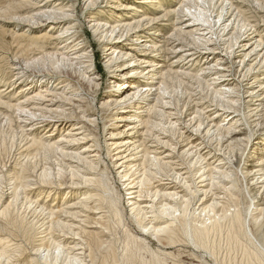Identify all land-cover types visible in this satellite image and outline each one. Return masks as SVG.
Listing matches in <instances>:
<instances>
[{
  "label": "rangeland",
  "instance_id": "374dc122",
  "mask_svg": "<svg viewBox=\"0 0 264 264\" xmlns=\"http://www.w3.org/2000/svg\"><path fill=\"white\" fill-rule=\"evenodd\" d=\"M95 1L91 0V5L86 6L87 0H55L54 5L60 2L64 7L61 10H52L49 14L56 16L55 18L66 14L69 19L61 20L63 23L60 24L59 29L55 30L56 33L62 31L65 26H72L69 32L76 33L77 40L75 44L80 45L83 43L86 47L91 48L93 54L91 70L94 76L100 79L96 81L98 85L87 79L88 74L83 67L70 64L59 55H44L36 63L29 66V74L40 71L59 73L66 76L72 83V90L77 96V102H69L65 100L66 98H59L51 106L52 111L50 113L42 112V114L40 111L39 114L37 113L39 116L43 115L45 117L47 115L48 118L57 119L54 120L56 123L53 126L52 124H50L51 126L49 124H36L32 131H27V128L33 122L19 123L16 120V114L19 115L16 103H18V98L22 99L23 97L17 94L19 89L26 86L30 80L21 81V84L9 88V84L6 83L9 81L11 73L10 61L16 58L29 61L34 55L41 54L40 52L54 53L57 51V44L63 40L53 41L51 35L54 31L48 32L47 27L38 28L37 25L30 23L35 20L33 13L36 9L32 0H0V102L7 104L9 107L4 104L0 105V264H264V212L259 211L263 206L257 202L259 199L255 198L257 197L256 194H253L250 186L242 179L239 172L240 167H237L238 163L230 164V171L234 172L235 175L239 174L237 176L231 175L229 185L226 186L229 188V192L219 205L222 208L218 211L220 213L217 212L215 216H212L211 212L200 213L196 210L195 204L198 202L190 195V192L194 190V188L192 189L194 184H192L189 176L185 179L187 185L190 184L189 190L186 189V194H188L185 196V199L189 196L191 198L187 203L188 205L176 202L177 204H173V206L176 205V212L168 213L164 210L165 197L162 194L164 191H161L162 188L159 185L165 182L163 181L164 177H162V174H165L164 167H160V169L159 167L156 169L151 167L153 170H150L149 166V175L146 174L145 176L146 181L140 187L135 185L132 188L129 187L134 185L140 178L141 166L137 168L138 170L129 169V167L123 168L125 165L115 168L118 161H115L114 157L117 152L114 150V144L115 142L119 143L121 139L129 138V135L135 139L134 141L141 140V137L145 135L148 138L145 145L153 153L165 152V142L168 145L166 146L168 148L167 152L179 145L173 151L175 154L173 153L174 159L172 161L178 165L181 163L187 168L188 159L181 155V151L185 149L183 138L176 134L174 130L167 129L169 138L165 139V127L167 126L165 101L171 103L169 105L171 112L183 114V116H186L185 120H188L194 115L195 103L201 100L205 101L208 97V100H210L212 91L207 87L210 83L207 80L209 78L203 79L207 80V84L205 82L200 84L192 79L178 80L170 78L165 80V75L159 77L154 82H162L163 87L161 86V90L155 96H149L148 106H144L146 103L142 105L149 108H145L143 112L142 109H139V112L141 111L140 118L144 121L148 120L147 128L143 123L130 134L127 130V124H130L131 121H117L123 116L122 111H116L111 107H103L109 95L117 91L116 84L120 81L112 80L108 76L107 66L104 63L106 43L101 41L106 36L104 35L105 37L101 38L102 32L91 29L87 21L92 22L95 20L107 24L105 29H102L106 33L107 26L114 25L124 15H129L128 17L135 15L133 16L135 20L153 19L155 23L150 29H154L153 32H157L158 36H149L146 32L150 29L141 30L143 32L138 35L144 37L142 40L145 37H151L152 39L149 42L157 44L156 51L150 53V56L159 63V66H163L157 72L165 71V67L168 68L177 57L171 55L164 61L165 51L162 52L160 47L158 48L162 45L163 38L169 36L173 32L172 29H175L172 28V24L165 21L163 15L165 10L169 11L178 7L183 0H99L98 3ZM145 2L148 3L145 4ZM150 2H157V6L152 5L153 3ZM116 5L136 7L139 8L140 12L116 11L114 9ZM182 8L184 13L188 9L186 12L194 17L193 20L205 22L206 25H204L207 27L204 26L206 29L204 31L208 33L209 36H207L210 38L220 37L224 40V33L229 30L230 33L234 32V37L238 33L242 34L247 31V35H249L256 31V34L262 35L264 42V0H186ZM226 12H229V15L225 17L228 19L223 23H216L218 16L221 13L224 16ZM123 21L131 22L132 18H126ZM229 21L231 22L228 24ZM211 25L214 29L211 28ZM224 25H229V27L227 32L223 33ZM250 26H252V29L248 31ZM254 34L250 37H253ZM176 37V39H183L184 44L189 45L188 47L200 46L198 42H192L189 36ZM38 39H40L39 44ZM226 43L220 46L221 50H226ZM121 44L123 45L121 49L131 55L128 60L133 59V57L139 60L143 57L141 56L144 55L143 43L139 46H133L130 41ZM41 45L45 48H40ZM252 48L253 46L249 50ZM126 49H135L136 52ZM235 51L238 55L242 54L241 49H235ZM204 57H209V61L214 56L205 55ZM252 59L254 61L255 58ZM199 60L193 63L195 73L200 71L203 63ZM127 62L129 61L123 60L119 64ZM189 65H186V67ZM142 67H144L143 64H139V66L131 69H144ZM136 77L128 78L125 84L130 85L134 80L145 81L143 78ZM89 78L91 77L89 76ZM110 80L117 83L108 84ZM45 89H49L46 83L39 88L41 92ZM39 90L33 89L27 94L31 96ZM42 96H44L43 93ZM47 100L52 99L48 96L46 102H42V104L49 105ZM53 100L56 101V99ZM39 102L41 103V101L33 102L34 104L31 107L42 109L43 105L42 107L41 105L38 106ZM241 108L244 109L247 106H244L242 102ZM44 109L48 110L49 108ZM4 114L9 115V120L3 117ZM213 115V111L207 114H196L201 122H205L206 116L211 119ZM260 115V126L264 127V112H260ZM61 116L65 117L61 118ZM252 120L251 118L246 119L244 127L247 125V129L251 127L250 129L255 130L256 128H253L254 124L250 126L246 124V121ZM215 121L217 123H227L222 118H216ZM74 123L77 126L82 125L87 132L88 136L81 144L66 142V145H64V142L63 145L59 146L62 149H58V152L31 144V140L36 141L39 138L48 140L50 144L62 137L66 141L68 137L64 135L71 128L70 125ZM145 129H147V134L143 133ZM113 135L114 137L111 138ZM119 135L122 136L119 137ZM205 139L212 146L219 148L215 137L213 140ZM253 139L252 142L255 141ZM252 142L245 150V158L248 159L253 156L258 159L261 155L262 160H264V150H262V154L255 151L257 148H264V146L254 147ZM221 147L222 154H225L224 156L229 162L236 160L237 154L242 153L244 150L242 146L227 149L224 146ZM85 148L88 150L84 152V155L78 154L80 155L78 156L76 154V152L80 153ZM178 148L182 149L179 150ZM229 149L230 151H227ZM95 154L97 158L93 161L90 156ZM135 155L131 157V166L138 161ZM79 157L81 159H78ZM214 161L216 162H214V165H216L218 160L214 159ZM127 169H129V172ZM127 172L130 175L124 177V181L121 176ZM151 172H155V174L153 175ZM82 178L90 180V182H85ZM72 181L77 185H69ZM131 181L134 182L131 183ZM195 183L197 185L198 180ZM27 184H32L30 185L32 189L29 190ZM199 186L200 184L197 185V187ZM137 188L140 189V199H138L140 207L145 204L153 205L151 211H145L146 214H137L131 211V206L128 207L127 202L134 203L136 201L130 197H136L137 195L136 193H128L136 192ZM182 188L185 189L186 187ZM87 192H93L97 195L94 202L98 209L95 211H99L101 216L100 220L96 221L99 224L86 227L85 225H79V228L70 230L68 225L70 223V225L77 224L82 215L86 214V210L83 206H77L76 210H64L65 203H76L77 199L83 197V194ZM41 203L47 206L48 209L54 207L53 211L58 212L52 215L51 218L45 213L46 216L36 213L32 206ZM90 204L87 203L86 205L92 207L93 204ZM80 212L81 214H78ZM90 213H94L91 214L92 216L96 215L95 212ZM234 218L236 219L234 220ZM49 219L52 222L48 221ZM53 219L56 221L54 222ZM213 219L217 220V223ZM168 225L171 230L169 234L165 231L154 233L152 230V228L160 229ZM80 226L85 228L81 229ZM60 229H62V232H60ZM198 229L199 231L206 230L207 233L203 237H198L195 234ZM88 232H91V234ZM171 233L172 235H170ZM57 246L63 248V251H60L59 254H56ZM72 246H75L73 254L64 250V248L67 249ZM36 250L38 251L36 252Z\"/></svg>",
  "mask_w": 264,
  "mask_h": 264
},
{
  "label": "bare ground",
  "instance_id": "6f19581e",
  "mask_svg": "<svg viewBox=\"0 0 264 264\" xmlns=\"http://www.w3.org/2000/svg\"><path fill=\"white\" fill-rule=\"evenodd\" d=\"M32 1L36 9H34V13H33V17L35 18V20L30 23H32V25H37L38 28L47 27L48 32L54 31L51 35V38L53 41L55 42L56 41L59 42L60 40H63V41L57 44V47H56L57 51H55L54 53L46 54V53L40 52L41 54L34 55V57L36 58L33 57L29 61L22 60L21 58L11 59L10 61L11 63L9 64V68H10L11 73L9 75V81L6 83V84H9V88L12 87L13 85H17L19 83L21 84V81L30 80V82L26 86L19 89L17 94L23 97L22 99L18 98L19 99L18 103H16L18 106L17 108L19 109V115L16 114V120H18L19 123H26L28 121L33 122L31 125H29L30 127L27 128V131H32L34 129V125L36 124H40V123L49 124V125L52 124L53 126V124L56 123L54 122V120H57V119L48 118L46 117L47 115L45 117L43 115L39 116L38 114L40 112L50 113V111H52L50 109L51 106L53 105L54 102H57L59 98H66L65 100L69 102H72V101L75 103L77 102V99H76L77 96L74 94V91L72 90L73 89L72 83L66 76L61 75L59 73L40 72V71H36V69H35L36 72L31 70L34 73L29 74L30 72L29 66L36 63L38 60H40L41 57H43L44 55L62 56L66 62L70 64H75L76 66L83 67L85 69V72L88 74L87 79L94 81L95 85H98L96 81L100 80L98 77L94 76L91 70L92 69L91 64L93 61L92 50H90L91 48L86 47L83 43L80 45L75 44V41L77 40L76 33L69 32L71 31L72 26H65L62 29V31L58 33H56L55 31L60 28L61 26L60 24L63 23V21L61 20H65L67 18V15L63 14L62 17L55 18L56 16L50 15L49 13L52 10H61V8L64 6L60 2H57V5H54L55 0H32ZM185 1L186 0H183L182 2H180L179 6L176 8H172L169 11L165 10L164 15H163V18H165V21L172 24V28L174 27L175 29L174 30L172 29L173 32L171 34L168 33L169 36H166L167 34L165 35L166 37L163 38V41L161 42L162 45L158 46V48L160 47L162 52L165 51L164 61H166L167 57L169 58V56L171 55L177 57L174 60V62L170 64L168 68L165 67V71L161 70L160 72H157V70L163 66H159V63L155 61L153 57L150 56V53L152 54L156 51L157 44L155 42H149V40L152 39L151 37H145V39L142 40V38L144 37L142 35L141 36L138 35L139 33L143 32L141 30H148L152 27V25L155 23L153 19L142 18V19L135 20L133 17L135 15H132V17H128L129 15H124L120 17V19H118L120 21H117L114 25L107 26L108 30L106 33H105V30L102 31V29H105L107 24L96 22L95 20L92 22L87 21L91 29H93L94 31L99 30L102 32L103 35H101V38L105 36L107 37V38L105 37L104 40H101L103 43H106L104 47V50L106 51L104 63L107 66L108 76L112 80L114 79L116 81L117 80L120 81L118 83L112 82V80L109 81L108 84L117 83L116 84L117 91L109 95L108 99L104 102L103 107L104 106L108 108L111 107V108H114V110L116 111H119V110L122 111L123 116L117 119V121L118 122L131 121L130 124L129 123L127 124V130H129L130 134H132L131 132L136 131L139 128V126L142 125L143 123L146 126L145 128H147V125L149 124L148 120L144 121L142 120V118H140L141 111L139 112V109H142V112H143L146 107H143L142 105L145 103L146 104L144 106L149 105L148 103L149 96H155V94H157L161 90L162 82H158V81L154 82V80H158L159 77L161 76L164 77L163 75H165V80L166 79L168 80L170 78H174L178 80L192 79L200 84L202 83L204 84V82L207 84L208 83L207 80H208L210 83H208L207 87L210 89V91H212L210 100H208L209 99L208 97V99H206L205 101L201 100L200 102L198 101L196 103L193 102L195 103L194 105L195 110L193 113L194 115L193 117H190V119L188 120H185L186 116H183V114H177V112H171L169 110L170 108L169 105L171 103L165 101V119H167V126L165 127V139L167 137L169 138L167 129L174 130L176 134H178L181 138H183V142H185V146H184L185 149L181 151V155L185 156L188 159L187 161L188 163L186 165L187 168L184 167L183 164L181 163L178 165L176 164V162L172 161L174 159L173 151L176 150V148L179 145L174 147V149L171 150L170 152L169 151L167 152L168 148H166V146L168 145H166V142H165V152H159V153L154 152L153 153V151L149 150V148L146 147L145 145V142L148 139L147 137H145V135L144 137L142 136L141 140L139 141H134L135 139L131 137V135H129L130 136L129 138L121 139L119 143L115 142L114 150L117 152L114 155V157H115V161H118L115 168H119V167H122V165H125V167L123 166V168L129 167V169L131 168V169L136 170L137 168L141 166L142 172L140 173V178L134 185L129 187V188H132L135 185H137V187L139 185L140 187L143 184V182L146 181L145 176L146 174H148L149 166H150V170H153L151 169V167H155V169L157 167H159V169L160 167L161 168L164 167L165 174H162V177H164L163 181L165 182L159 185L162 188L161 191H164L162 193L163 196L165 197V209L164 210L165 212H168V213L176 212L177 210L175 208L176 205L173 206V204H175L176 202L185 204L186 206L188 205L187 203L189 202L191 198L189 196L187 199H185V196H187L188 194V193L186 194L187 192L186 189L189 190L190 184L187 185L185 179L190 177L192 180V184H194V187H192V189L194 188V190L190 192V195L194 199H197V202H198L197 204H195L196 210L200 213H210L211 212L212 216H215L217 212L222 209L221 206L219 205L221 204V201L224 199V197L229 192V188H227L226 186L229 185V180L232 178L231 175L232 174L235 175V173L234 172L232 173L229 168H231L230 164H233L235 162V163H238L237 167H240L239 172H240L242 179L248 184V186H250V189L253 192V194H256L257 197L255 198L259 199V201L257 202H259L263 206V208L259 211L264 212V160H262L261 155L260 157H258V159L254 158L253 156L252 158L251 157L248 159L245 158V150L248 148L249 144L252 142L251 141L252 138H254L253 141L255 140L254 142H252V146L254 147L264 146L263 144L264 143V127L260 126V121H259L261 118L260 112H264V102H263L264 101V51H263L264 42L262 40V35H259L258 33L256 34L255 33L256 31L247 35V31L245 30L246 32L242 34L238 33L234 37V32L230 33V30L227 32L229 25H224V29L222 31L223 33L227 32V33H224L225 34L223 36L224 40H222V38L220 37L217 38L215 36H214L215 37L214 39L210 38L208 37L209 36L208 33L207 32L205 33L206 31L205 27H207L205 26L206 25L205 22L201 21L203 22L201 23V22H197L198 20L197 21L193 20L192 18L194 17L189 12H186L188 9L185 11V13L187 14L183 12L182 6ZM95 2L98 3L99 0H96ZM86 3H87L86 6L91 5V0H87ZM146 3L148 2H145V4ZM150 3H153L152 5L157 6V2H150ZM119 6L116 5L114 9L116 11L129 10V11H134L136 13L140 12L139 8H136V7L120 6L119 8ZM228 15H229V12H226L224 16H222V13H221L218 16V21L216 23L225 22L226 19H228L225 17H227ZM126 18H130V19L132 18V21L131 22L123 21ZM230 22L231 21H229L228 24ZM28 27H31V26H28ZM202 27H204V29H202ZM211 28L214 29L212 25H211ZM256 28H258V26H256ZM251 29H252V26L249 27L248 31H250ZM153 31L154 29H150L146 33L149 36L151 35L158 36V33L153 32ZM252 34H254L253 37H250V35ZM182 35L189 36L192 39V42L196 41L200 44V46L198 45V47H194V48L188 47L189 45L186 46L184 44L183 39H176L177 38L176 36H182ZM194 37L195 39H193ZM39 40L40 39L37 40L38 44H39ZM126 41L132 42L133 46H139L140 44L143 43L142 48H143L144 55H141L143 57L137 60L135 57L132 56L133 59L128 60V58L131 56L130 53L125 52L121 49L123 48L122 47L123 45L121 43L126 42ZM146 43H149V44H146ZM225 43L227 46L226 50L225 49L221 50L220 46ZM252 46L253 48L249 50ZM40 48H45V47L41 45ZM235 49L236 50L241 49L242 54L238 55ZM126 50H132V52H136L135 49H126ZM35 53L37 52L35 51ZM205 55L214 56V57H212V59L208 61L209 57H204ZM253 57L255 58L254 61L252 59ZM123 60L124 61L127 60L129 62L119 64V62ZM197 60L203 63L200 67V71L198 73H195L193 63H195V61ZM250 62H253V63H250ZM139 64H143L144 67L142 68L144 69H140L141 67L136 68V69H131L135 66H139ZM186 65H189V66L186 67ZM89 76L91 78H89ZM132 76L133 77L137 76L136 78H143L145 79V81L144 80H134L133 82H131L130 85L125 84L127 83L126 80L128 78H131ZM206 78H209V79H207L206 81L203 80ZM45 83L46 85H48L49 89H45L41 92L39 88H41L42 84H45ZM33 89L35 90L38 89L39 91L37 93L34 92L35 93L34 95L31 94V96H29L27 92L31 90L33 91ZM42 93L44 96H42ZM244 95L245 97H243ZM48 96H50V99L52 100H47V102H49V105H46V104L43 105L42 102H46V98ZM53 99H56V101ZM202 99H205V98H202ZM35 101H41V103L40 102L38 103V106L41 105L42 107L43 105L42 109H36V108L34 109V106L31 107V105H33L34 104L33 102ZM242 102L244 106L245 105L247 106V108H244V109L241 108ZM1 104H4L8 107V105L5 103L0 102V105ZM44 108H49V109L46 110ZM210 111H213L214 115L211 119H209L208 116H206V118L204 119L205 122L202 121L204 123H202L199 120L198 116H196V114H199V113L200 115L201 113L207 114ZM3 117L9 120L8 114H4ZM63 117L65 116H61V118ZM216 118H222L223 121H227V123H224V122L217 123L215 121ZM248 118H251L253 120L249 122L246 121V124H248L249 126L251 124H254L253 128L255 127L256 128L255 130L250 129L251 127L247 129V125L246 127H244L245 120ZM57 124L59 125V123ZM70 126L71 128L64 135L68 137L66 141H65V138L62 137V138H59L54 143L50 144L48 140L39 138L36 141L31 140V144L36 145L40 148L51 149V150L57 151L58 149L59 150L62 149V147H59V146L63 145L64 142H65L64 145H66V142H74V143L77 142V144H81L83 140H86L88 135L82 125L77 126L74 123V124H71ZM146 132H147V129L143 131L144 134ZM121 136L122 135H119V137ZM112 137H114V135L111 136V138ZM214 137L216 138L218 142L219 148L212 146L211 143L205 141L206 140L205 138L207 139L209 138L213 140ZM221 146H224L225 149L236 148V147L242 146L244 147L243 148L244 150L242 149L243 150L242 153L237 154L236 160H231L229 162V160L225 158L224 156L225 154L224 155L222 154L220 150ZM182 148H178V149L181 150ZM86 150L88 149L85 148L84 150L80 151V153L76 152V154L84 155L85 154L84 152H86ZM262 150H264V148H261V149L257 148L255 151L260 152L258 154H262ZM134 151L136 152L134 153ZM227 151H230V149ZM135 154L136 155L139 154V155L136 157ZM134 155L138 161L137 162L134 161L136 164L131 166V161H132L131 157ZM90 158H92V160L95 161L97 156L96 154L91 155ZM78 159H81V158L79 157ZM214 159L218 160V163L216 165H214V162L216 161V160L214 161ZM225 160H227L226 162L228 163L226 162L224 163ZM145 165L148 167H146ZM129 169H127V171ZM128 172L122 175L121 177L122 178L126 177L129 174ZM158 173H161V172H158ZM192 173H195V174H192ZM151 174L154 175L155 172L154 173L151 172ZM238 174L239 173H237V175ZM184 175H186V177H184ZM196 176L197 178H195ZM82 179L85 182L86 181L90 182V180L88 181L87 179H84V178ZM196 180H198V184H200L199 187H197L198 184L196 185L195 183ZM124 181H125V178H124ZM132 182L134 181H131V183ZM30 185L32 184L26 185L29 187V190L32 189ZM69 185L76 186L77 183H74L72 181L70 182ZM182 187H186V188L183 189ZM135 193L137 194L136 197H130V198L135 199L136 201L134 203H132L131 201L127 202L128 207L131 206V211L136 212L137 214H146L145 211L147 210L151 211L153 209L152 204H145L142 207H140V205L138 204V201H139L138 199H140V189H138L136 192H131L128 194H135ZM14 194H16V192ZM158 196H159V193H158ZM14 198L16 197L14 196ZM96 198H97L96 194H93V192H89V193L87 192L86 194H83V197H81L80 199H77L76 203H73V204H68V202L65 203L66 205L64 206V210H72V209L77 208V206L78 207L83 206V208H85L86 210L85 212L86 214H83L82 217L80 216L81 219L77 224L74 222L75 224L70 225L71 224L70 223L68 225L69 226L68 228L70 230L74 228H79V225H85V227L86 226H96V224L98 223L96 221L100 220L101 218L100 212L95 211V210H98L95 206L96 203L94 202ZM87 203H91L93 204V206L89 207L88 205H86ZM33 207L36 213H39V214L45 213L50 218L52 217V215L58 212L56 210L53 211L54 207H49L48 209L47 206H45L43 203L36 204V206H32V208ZM255 210H256V207H255ZM90 212H95L96 215L92 216L91 214H94V213H90ZM78 214H81V212ZM238 218L240 219V217ZM235 219L236 218H234V220ZM213 220L214 222L217 221V220L215 221V219ZM48 221H51V220L49 219ZM55 221L56 220H54V222ZM47 224L49 223L47 222ZM57 228H60V227H57ZM80 228L84 229L81 226ZM90 228H93V227H90ZM61 230L62 229H60V232H62ZM152 230L154 231V233L165 231L167 234H169L171 232L169 225L163 228H160V229L152 228ZM88 233L91 234V232H88ZM205 233H207L206 230L199 231V229L195 232L196 236L198 237H203ZM170 235H172V233ZM75 246L68 247L67 249L64 248V250L66 252L68 251L69 253L73 254V250ZM37 251L38 250H36V252ZM56 251H57L56 254H59L60 251H63V248L60 246H57ZM75 255H78V254H75Z\"/></svg>",
  "mask_w": 264,
  "mask_h": 264
}]
</instances>
